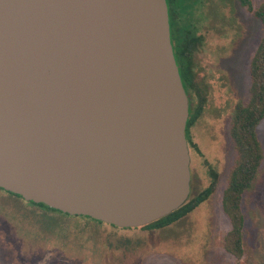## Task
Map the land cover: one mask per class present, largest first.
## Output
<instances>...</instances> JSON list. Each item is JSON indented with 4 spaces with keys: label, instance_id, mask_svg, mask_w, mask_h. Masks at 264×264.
<instances>
[{
    "label": "water",
    "instance_id": "obj_1",
    "mask_svg": "<svg viewBox=\"0 0 264 264\" xmlns=\"http://www.w3.org/2000/svg\"><path fill=\"white\" fill-rule=\"evenodd\" d=\"M166 0H0V189L139 228L191 194Z\"/></svg>",
    "mask_w": 264,
    "mask_h": 264
},
{
    "label": "rangeland",
    "instance_id": "obj_2",
    "mask_svg": "<svg viewBox=\"0 0 264 264\" xmlns=\"http://www.w3.org/2000/svg\"><path fill=\"white\" fill-rule=\"evenodd\" d=\"M252 1L257 9L264 0ZM198 16L204 43L196 56V71L204 92L195 96L205 103L190 132L197 147L189 146L190 197L210 185L212 172L218 174L215 192L175 224L145 230L52 213L0 189V264H238L225 249L232 226L222 198L237 158L232 116L239 103L249 101L250 64L263 29L237 0H204ZM258 135L264 152V120ZM241 207L245 216L241 264H264V162Z\"/></svg>",
    "mask_w": 264,
    "mask_h": 264
},
{
    "label": "trees",
    "instance_id": "obj_3",
    "mask_svg": "<svg viewBox=\"0 0 264 264\" xmlns=\"http://www.w3.org/2000/svg\"><path fill=\"white\" fill-rule=\"evenodd\" d=\"M237 1L241 7L253 13L262 24L263 29V37L250 64L251 85L249 101L247 104L239 103L232 116L231 136L235 144L237 158L222 198L223 212L230 220L232 226L225 239V249L236 258L238 264H241L245 254V216L241 207L242 200L245 193L253 189L264 162V152L258 135V127L264 120V1L257 9L253 7L252 0ZM203 2L204 0H201V3L199 0H166L174 56L183 87L189 99L190 116L186 127V138L188 147L192 146L196 150L197 147L192 143L190 132L201 118L205 103V99L203 103H200V97L195 96L199 90L201 93L204 92L203 87H198V73L196 71V56L201 44L204 43V36L198 33V25L201 19L198 16L199 8L202 7ZM194 97L199 98V101L197 99L194 100ZM217 183L218 174L212 172V181L205 190L194 197H189L181 208L168 216L139 228L160 230L175 224L208 200L215 192ZM16 197L21 198L20 196ZM28 203L52 213L62 214L44 204ZM84 218L93 220L88 217ZM95 222L105 224L99 221ZM109 226L119 228L112 225Z\"/></svg>",
    "mask_w": 264,
    "mask_h": 264
}]
</instances>
